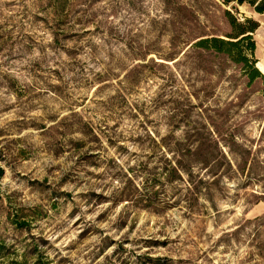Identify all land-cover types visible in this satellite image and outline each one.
Masks as SVG:
<instances>
[{
    "label": "rangeland",
    "instance_id": "obj_1",
    "mask_svg": "<svg viewBox=\"0 0 264 264\" xmlns=\"http://www.w3.org/2000/svg\"><path fill=\"white\" fill-rule=\"evenodd\" d=\"M235 7L0 0V264H264V14ZM232 17L254 69L195 47Z\"/></svg>",
    "mask_w": 264,
    "mask_h": 264
},
{
    "label": "trees",
    "instance_id": "obj_2",
    "mask_svg": "<svg viewBox=\"0 0 264 264\" xmlns=\"http://www.w3.org/2000/svg\"><path fill=\"white\" fill-rule=\"evenodd\" d=\"M225 5L243 6L249 5L256 13L264 14V0H222ZM237 11V8L235 9ZM233 27V35L227 36V39L221 38H206L198 41L195 47L204 51H210L216 54H223L228 56L235 63H244L247 68L254 69V61L252 57L256 50V43L253 40V34L260 27L258 22L250 20L246 21V24H239L233 17L231 21ZM259 75L257 70H253L251 78ZM182 168V166H181ZM190 168V167H189ZM176 171L181 172L180 168L176 166ZM191 171V170H190ZM190 175V172H188ZM4 174V170L0 166V177ZM190 185V184H189ZM23 225V224H20Z\"/></svg>",
    "mask_w": 264,
    "mask_h": 264
},
{
    "label": "bare ground",
    "instance_id": "obj_3",
    "mask_svg": "<svg viewBox=\"0 0 264 264\" xmlns=\"http://www.w3.org/2000/svg\"><path fill=\"white\" fill-rule=\"evenodd\" d=\"M257 68L264 74V61L259 62Z\"/></svg>",
    "mask_w": 264,
    "mask_h": 264
},
{
    "label": "water",
    "instance_id": "obj_4",
    "mask_svg": "<svg viewBox=\"0 0 264 264\" xmlns=\"http://www.w3.org/2000/svg\"><path fill=\"white\" fill-rule=\"evenodd\" d=\"M234 10L236 9V7L233 8Z\"/></svg>",
    "mask_w": 264,
    "mask_h": 264
}]
</instances>
